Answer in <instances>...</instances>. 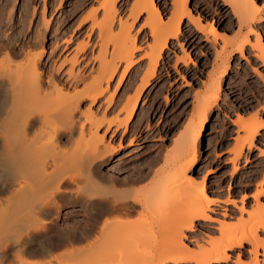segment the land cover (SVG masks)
<instances>
[{
  "label": "bare ground",
  "instance_id": "6f19581e",
  "mask_svg": "<svg viewBox=\"0 0 264 264\" xmlns=\"http://www.w3.org/2000/svg\"><path fill=\"white\" fill-rule=\"evenodd\" d=\"M119 1L102 0V16L99 18L97 11L91 15L93 29H98V65L86 75L71 70L66 81L58 72L60 65L56 72H45L47 78L43 73L49 48L46 34L52 31V25L46 20L28 39L26 20L21 18L23 27L18 36L26 39L19 44L20 39L2 36L1 25L9 23L11 16L5 14L9 17L6 22L4 9H0V264H36L32 261L37 260L40 264H113L115 260L132 264L136 259L134 250L139 247L150 248L148 253L141 249L144 255L138 249L139 264H226L231 261V251L245 244L251 246V263L261 264L264 238L259 232H264V206L259 202L249 218L242 216L234 225L219 224L216 241L198 250L187 243L188 232H194L199 222H217L212 206L218 199L210 197L205 183H196L190 172L199 162L197 142L207 128L212 106L220 98L229 59L233 51L244 57L250 46L264 61V44L260 39L252 43L249 38L262 20L255 0H224L239 20V31L230 38H221L217 51L221 77L212 78L198 96L197 118L175 141L177 156H172L176 159L172 157L171 167L157 172L148 186L153 168L137 167L124 177L119 169L103 171L105 163L117 153L110 140L107 142V135L113 131L115 136L120 128H129L170 40L182 32L185 18L206 34L212 35L215 30L203 27L201 20L192 15L191 0H173V12L167 19L153 0H136L130 9L131 20L118 17ZM143 14L152 37L144 55L148 59L147 72L123 103V117L119 113L113 119L105 114L98 116L95 106L120 70L115 92L135 69V55L140 48L133 27ZM70 40H65L66 46ZM88 45L77 46L76 54L69 59L73 68ZM115 92L106 99L108 109ZM197 121H202L198 133ZM238 125L233 163L246 148L254 146L264 128V122L254 115L240 119ZM123 158L118 157L116 162ZM143 184L146 187H138ZM75 216L83 219L69 223ZM237 259L235 264H244L240 252Z\"/></svg>",
  "mask_w": 264,
  "mask_h": 264
},
{
  "label": "rangeland",
  "instance_id": "374dc122",
  "mask_svg": "<svg viewBox=\"0 0 264 264\" xmlns=\"http://www.w3.org/2000/svg\"><path fill=\"white\" fill-rule=\"evenodd\" d=\"M101 1L0 0V9H4V15L11 16L12 20L4 24L7 26L1 25V34L3 37L7 36L6 38L10 35V38L20 39V44L26 39L23 36H18L23 27V25L20 26L22 24L20 20L24 18L26 20L28 39L34 37L39 28L41 29L42 23L44 24L47 20L46 22L52 25V31H48L46 34V44L49 48L42 64L45 77L47 78V74L51 72H56L54 70H57L59 65L62 66L58 72L61 73L63 81L70 78L71 70L75 71L73 74L86 75L92 66L98 65L97 59H95L100 49L98 29L96 27L93 29V19H91L93 16L91 15H93V11H97L98 17L102 16V12L99 10ZM134 1L136 0H120L117 5L118 17H122L124 20L129 17L128 20H131L129 14ZM153 1L164 14V19L171 16L173 0ZM255 3L260 10L262 20L258 26H254L255 32L249 38L252 43H255L256 39H260L264 44V0H255ZM8 6L9 9L6 11L5 8ZM190 8L192 15L201 20L203 27L213 28L215 33L206 34L188 18H185L182 32L178 38L170 40L165 57L150 86L145 89L142 104L129 128H120L115 136L112 134L113 131L107 135V142L110 140L112 148L117 149V153L111 161L105 163L103 171L119 169L124 177L137 167L143 169L150 167V169H154H152L153 173L147 186L150 185L161 170L163 172L171 167L172 157L176 159L172 156H177L176 149H174L175 141L182 136L187 126L191 125L192 120L197 118L195 114H197L198 96L205 90V86L212 78L220 79L222 71L218 72L217 67L220 60L217 57V51L222 45L221 38L224 36L230 38L236 35L239 31V20L224 0H191ZM43 11L45 14L42 13ZM33 13H35L34 17ZM43 14L45 18L42 17ZM6 15L5 21L7 22L6 18L9 17ZM145 18L146 14L141 15L133 27V33H137V43L140 48L135 55V59L138 61L135 69L125 84L119 88L120 90L115 92L119 81L118 77L122 72V69L120 70L111 82L105 97L95 106L98 116L105 114L113 119L119 113L123 117L125 115L124 112H121L123 103L129 95L135 92L136 86H140L144 74L147 72L148 59L144 55L146 46L152 41V37L149 28L144 25ZM17 24H19L18 28ZM3 31L8 32L4 33ZM256 33L260 35L258 36ZM65 40H70L69 46H66ZM87 42L89 43L87 52L84 56H78L81 60L79 59L73 68L70 60L76 54L77 46ZM51 44H57V49H54L55 47ZM257 53V50H251L250 46H247L244 57L233 51L229 59L230 64L224 71L228 73V76L223 80L220 98L212 106L207 128L197 142L195 152H198L199 162L190 174L196 183H205L210 197L218 199V203L212 206V215L217 219V222H199L194 232H188L187 243L195 250L219 238L218 228L222 222L234 225L242 216L249 218V214L256 210L257 202L264 206V128L257 135L254 146L251 149L246 148L240 158L233 163L236 159L235 147L236 138L240 133L238 125L240 119L254 115L258 117V120L264 122V61L258 59ZM114 92L112 108L108 109L106 99ZM88 104V102L85 103V107ZM200 124L202 125V121H197V133L201 127ZM122 155L125 158L116 162L117 158ZM138 187L143 188L146 185ZM258 192L263 193L258 196L257 200ZM65 216L63 215V218ZM81 219L83 216H75L68 222L73 223V221ZM133 219L139 221L138 217ZM61 223L63 224V221ZM259 235L262 239L264 238V232H259ZM143 248H145L144 252L150 251V248L147 247L136 248L134 250L136 259L132 264L140 263L136 261L138 257H141L138 249L144 255L141 250ZM250 249L251 246L245 244L243 248L231 251V261L226 264H235L239 252L244 264H252L253 254L250 253ZM261 253L263 254L260 256V262L264 264V252L261 250ZM32 262L41 263L38 260ZM118 262L119 260L117 262L115 260V263L118 264Z\"/></svg>",
  "mask_w": 264,
  "mask_h": 264
}]
</instances>
